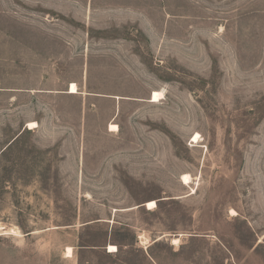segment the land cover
Returning <instances> with one entry per match:
<instances>
[{
  "label": "rangeland",
  "instance_id": "1",
  "mask_svg": "<svg viewBox=\"0 0 264 264\" xmlns=\"http://www.w3.org/2000/svg\"><path fill=\"white\" fill-rule=\"evenodd\" d=\"M0 264H264V0H0Z\"/></svg>",
  "mask_w": 264,
  "mask_h": 264
},
{
  "label": "bare ground",
  "instance_id": "2",
  "mask_svg": "<svg viewBox=\"0 0 264 264\" xmlns=\"http://www.w3.org/2000/svg\"><path fill=\"white\" fill-rule=\"evenodd\" d=\"M78 93H79L78 86L76 84H73L71 87L70 94L75 95ZM162 96H163L162 93L154 92V94L152 96V103L160 102V100L163 98ZM30 126L35 127V123H30ZM111 130L116 132V131H118V127L115 124H112ZM199 139H201V136L199 134H197L195 137V142L198 143ZM190 181H191L190 175H184L183 176V183L189 184ZM146 207L148 208L149 211H153L157 207V204H156V202L152 201V202H149V204ZM174 244H179V240L178 239L174 240ZM110 250H111V253L117 252V248L115 246H112V245L110 246ZM70 251H71V248L68 249V253H70Z\"/></svg>",
  "mask_w": 264,
  "mask_h": 264
},
{
  "label": "built area",
  "instance_id": "3",
  "mask_svg": "<svg viewBox=\"0 0 264 264\" xmlns=\"http://www.w3.org/2000/svg\"><path fill=\"white\" fill-rule=\"evenodd\" d=\"M107 251H108L109 254H111L109 248L107 249Z\"/></svg>",
  "mask_w": 264,
  "mask_h": 264
},
{
  "label": "crops",
  "instance_id": "4",
  "mask_svg": "<svg viewBox=\"0 0 264 264\" xmlns=\"http://www.w3.org/2000/svg\"><path fill=\"white\" fill-rule=\"evenodd\" d=\"M74 95V94H73ZM76 95V94H75Z\"/></svg>",
  "mask_w": 264,
  "mask_h": 264
},
{
  "label": "trees",
  "instance_id": "5",
  "mask_svg": "<svg viewBox=\"0 0 264 264\" xmlns=\"http://www.w3.org/2000/svg\"><path fill=\"white\" fill-rule=\"evenodd\" d=\"M118 252V251H117Z\"/></svg>",
  "mask_w": 264,
  "mask_h": 264
}]
</instances>
